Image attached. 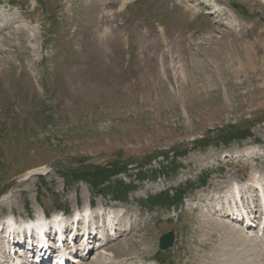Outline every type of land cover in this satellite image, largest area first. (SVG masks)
Here are the masks:
<instances>
[{
  "label": "rangeland",
  "instance_id": "obj_1",
  "mask_svg": "<svg viewBox=\"0 0 264 264\" xmlns=\"http://www.w3.org/2000/svg\"><path fill=\"white\" fill-rule=\"evenodd\" d=\"M158 1L0 0V223L115 212L74 264H215L250 223L229 262L264 264V0Z\"/></svg>",
  "mask_w": 264,
  "mask_h": 264
},
{
  "label": "bare ground",
  "instance_id": "obj_2",
  "mask_svg": "<svg viewBox=\"0 0 264 264\" xmlns=\"http://www.w3.org/2000/svg\"><path fill=\"white\" fill-rule=\"evenodd\" d=\"M153 1V0H152ZM156 1V0H155ZM160 1V0H159ZM158 1V2H159ZM162 3V2H161ZM155 5V4H154ZM157 5V4H156ZM169 8V7H168ZM158 9V8H157ZM193 10V9H192ZM161 12V11H160ZM189 12H191V13H194L193 11H189ZM163 13V12H162ZM174 14H175V12H173ZM177 13V12H176ZM190 14V13H189ZM158 16V15H157ZM157 16H156V18H157ZM172 16V15H171ZM159 19V18H158ZM180 19V18H179ZM183 19V18H182ZM185 19H186V16H185ZM181 21V20H180ZM179 21V22H180ZM160 23V22H159ZM151 28V27H150ZM155 28V27H154ZM152 29V28H151ZM157 33V32H156ZM259 184V183H258ZM188 185V184H187ZM260 185V184H259ZM219 190L221 189V188H219L218 187V185L216 186ZM227 187H229V184H227ZM254 187H256V186H254ZM188 188V187H187ZM175 189V188H174ZM229 189H230V191H232L233 193H235V198H237V199H241V201H242V196L240 195V191H238V188H237V186H233V185H231L230 184V187H229ZM177 190V189H176ZM188 191V190H187ZM236 200V199H235ZM101 204H102V206L103 205H105L106 203L105 202H101ZM164 204V203H163ZM166 204V203H165ZM88 205H91V203H89ZM232 208V207H231ZM231 211V214H227L226 213V211H224V209L223 208H220L219 207V209L217 210V212L219 213V212H221V214L220 215H224V214H222V212L223 213H226L227 215H228V217H229V215H230V217H231V219L233 220V222L232 223H234L235 221L237 222V224L238 223H240L239 221L240 220H244V218H241V216L242 215H240V214H237L236 213V211L235 210H230ZM238 212V211H237ZM245 212V211H244ZM95 214H97V215H95ZM99 214V215H98ZM105 214V216L107 217V218H105L104 220L102 219V216ZM43 215H47L45 212L44 213H42V216ZM92 216H90V217H88V216H86L85 218L81 215V216H79V219H81V220H79V221H66L65 219H60L58 216H56L53 220H52V222L54 223V227H59L60 229H59V238L61 237V239L64 237V234H66V233H68L69 232V229H73V230H76L75 232V235H74V237L73 238H76L77 237V235L78 234H80V226H82V224H83V221H84V219H86L87 221H88V225H89V227H88V229L90 230L91 229V227L93 228V230H92V232L93 231H95V232H97V233H99L100 234V237H99V239H101V233L102 232H106V235H108V233L111 231V233H109V235H112V236H116L117 238H116V240L118 239V235L119 234H121L123 231L122 230H119V228H113V225H112V222L116 219V213L115 212H113L112 210H110V211H103L102 210V207L100 206V208H99V210H98V212H95V213H93V214H91ZM12 216V215H11ZM10 216V217H11ZM101 217V219H102V221L100 222V225H101V231H97V228H96V226L95 225H97L98 224V220H99V218ZM230 217H229V219H230ZM242 217H244V216H242ZM120 218V217H119ZM98 219V220H97ZM107 220V222H108V224H110L111 226H112V228H110V227H108L107 225H106V228H103V226H102V224H107V222H105ZM245 220H247L248 222H249V220L248 219H246V216H245ZM32 221L33 222H30L29 224H28V226H29V228H31V227H34V228H36L37 230H39L40 232H43V230H44V228H43V223L42 222H40V221H38V220H34V219H32ZM158 224V223H157ZM228 225V227L225 229V233L223 234L224 235V238H222V239H225V241L224 240H222V241H224L223 242V244L221 245V247L217 250V254H216V257H217V259H215V261L216 260H218V263H216L215 261V264H230V262H229V258H230V256H231V254H232V251H231V247H234V246H236V245H239V246H241L242 248H243V250H245V251H254L255 249H256V244L252 241V238H245L244 237V233H243V231L242 230H245V227H244V225L243 224H241L240 226L241 227H243V229L241 230L240 228H237V229H233L232 227H231V225L230 224H227ZM254 225V224H253ZM1 226H2V224L0 223V229H1ZM208 226V225H207ZM157 227V226H156ZM201 227V226H200ZM218 227V226H217ZM223 227V226H222ZM246 227H248V228H251L252 229V226H251V224L249 223V224H247V226ZM254 227V226H253ZM251 229H247V230H251ZM133 229H131L130 230V232L132 231ZM207 230H210V229H207ZM21 231V230H20ZM117 231H119V232H117ZM116 232V233H115ZM149 232V231H148ZM84 234H86V233H84ZM148 234V233H147ZM150 235V234H149ZM5 238H6V236H5ZM91 238H92V233H89L88 234V238H87V246L90 248V243H92V242H90L91 241ZM151 238V237H150ZM258 241V240H257ZM63 247H64V245H63ZM4 248V246L2 247V249ZM93 249H94V247H93ZM205 249V248H204ZM215 250V249H214ZM211 252V251H210ZM68 253V252H67ZM66 253V254H67ZM65 254V255H66ZM89 254V253H88ZM87 254V255H88ZM241 254H239L238 255V257L240 256ZM209 256V255H208ZM22 257V256H21ZM66 257H68L69 259H71L72 261L73 260H75V261H73V263H77V262H80V261H78L76 258L75 259H73L72 257L70 258L69 256H68V254L66 255ZM24 258H25V256H24ZM212 258V257H211ZM27 262V261H26ZM242 264H245V262L244 261H242L241 262ZM209 264V263H208Z\"/></svg>",
  "mask_w": 264,
  "mask_h": 264
},
{
  "label": "water",
  "instance_id": "obj_3",
  "mask_svg": "<svg viewBox=\"0 0 264 264\" xmlns=\"http://www.w3.org/2000/svg\"><path fill=\"white\" fill-rule=\"evenodd\" d=\"M174 234L173 233H168L160 238V249L162 251H167L170 248L173 247L174 245Z\"/></svg>",
  "mask_w": 264,
  "mask_h": 264
}]
</instances>
